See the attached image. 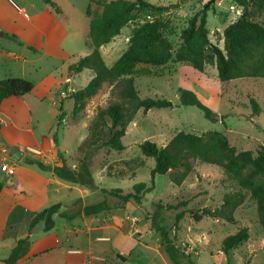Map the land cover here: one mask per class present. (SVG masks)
<instances>
[{"label":"trees","instance_id":"trees-1","mask_svg":"<svg viewBox=\"0 0 264 264\" xmlns=\"http://www.w3.org/2000/svg\"><path fill=\"white\" fill-rule=\"evenodd\" d=\"M43 1L56 6L54 0ZM232 1L242 8V12L223 30L222 49L210 39L207 19L211 7L207 4L195 12L188 19L187 25L180 29V43L175 46L171 34L167 33L171 27L174 28L173 18L166 19L155 15L154 19L138 23L139 16H151L149 13L154 14L159 10L169 12L170 6H161L146 0H89L86 13L90 17L88 43L92 51L79 57L69 68L76 73L86 68L92 69L95 75L84 88L71 93V98L74 99L71 115L76 120L80 119L88 101L107 86L118 90L119 99L98 108L96 115L87 125L89 133L80 145V147L85 145L82 158L74 167L65 160L62 164L53 166L39 160H30L29 163L37 164L42 170L53 171L61 180L94 189L97 185L88 154L100 148L123 150L125 146L122 137L140 109L148 111L151 108L174 107L166 98H141L135 86L136 76L172 73L171 64L180 62L189 64L200 72H204L208 64L216 65L218 77L222 82L242 77L264 78V25L252 18V8L264 13V0ZM55 8L60 11V8ZM127 25H132L127 48L113 65L108 66L100 48L110 43ZM33 88L34 83L28 79L18 77L1 79L0 105L4 99L24 95ZM179 93L182 105L197 106L204 111L206 117H213L211 109L192 90L180 89ZM251 103L254 114H259L261 112L259 103L254 98L251 99ZM55 138L54 134L53 140L57 144ZM140 148L145 156L153 157L155 160V166L151 171V183L150 185L144 182L135 183L131 191H124L121 188L103 189L117 199L118 205L127 202L141 204L143 195L154 189L157 174H168L174 184L181 185L194 171V162L200 160L221 167L231 176L238 189L226 193L222 203L217 207L204 206L199 210H191L192 218L199 221L204 217H211L236 223L235 212L246 201L244 190H247L256 201L258 220L264 228V146H260L256 153L250 150H237L221 132L208 131L196 134L180 131L165 146L145 140L140 144ZM58 155L61 157V152H58ZM140 165L138 164L136 169ZM110 170L111 166L108 165L107 175L112 176ZM134 175L121 171L119 176L127 178ZM1 190L2 183L0 192ZM181 204L185 205L186 202ZM111 208L112 205L104 199L86 205L84 213L95 215ZM162 208L163 204L157 202L150 217L152 227L160 233L161 245L171 263L182 264L185 250L170 237L168 227L163 223ZM56 213L69 218L67 212L61 210V203H56L37 212L31 226L43 221L45 231L52 229L55 225L53 215ZM183 216V212L176 214L174 231L179 229V222ZM249 237V229L243 226L224 239L221 250L228 254ZM27 243V237L17 241L6 260L7 264H15L23 256Z\"/></svg>","mask_w":264,"mask_h":264},{"label":"crops","instance_id":"crops-1","mask_svg":"<svg viewBox=\"0 0 264 264\" xmlns=\"http://www.w3.org/2000/svg\"><path fill=\"white\" fill-rule=\"evenodd\" d=\"M228 1L229 9L233 7L240 15L242 8ZM54 2L59 12L43 0H0V80L18 77L34 83L29 93L8 97L0 105V164L7 162L16 167L12 175L0 169V262L7 264L17 241L27 237L26 251L15 264H156L152 257L143 260V243L152 256H161L165 264H170L151 218L136 223V218L141 221L142 217L129 213L126 206L131 202L86 215L84 208L91 204L93 190L61 180L53 171L29 163L39 160L53 166L65 160L74 167L81 141L89 133L81 137L74 156L67 154L71 149L64 154L60 151L59 126L69 122L67 112L72 121L83 120L71 115L74 99L68 89L76 91L72 85L76 72L69 66L92 51L88 43L90 17L86 13L89 0ZM209 17L210 12L207 26ZM120 36L105 45L116 46ZM176 64H171L172 72ZM94 75V71L89 72L86 82ZM83 125L88 128L85 120ZM13 148L23 152L19 161L10 156ZM56 203H61V210L69 215L63 224V238L54 231L58 213L53 215L55 225L48 231L43 221L31 226L37 212ZM146 236L154 244L147 242Z\"/></svg>","mask_w":264,"mask_h":264},{"label":"rangeland","instance_id":"rangeland-1","mask_svg":"<svg viewBox=\"0 0 264 264\" xmlns=\"http://www.w3.org/2000/svg\"><path fill=\"white\" fill-rule=\"evenodd\" d=\"M146 1L161 6H170V11L159 10L154 14L149 13L151 16H139L138 23L154 19L155 15L166 19L173 18L174 28L171 27L167 33L171 34V40L175 46L180 43V29L185 27L188 19L205 4L211 7L208 22L210 38L222 49L224 38L221 31L239 15L235 13L236 9L232 6H230L231 10L229 9L231 2L228 0ZM252 18L264 25L262 11L252 8ZM131 31L132 25L125 26L116 46L104 45L101 48L102 57L108 66L113 65L127 48L126 37L131 34ZM174 68L171 74L135 77V86L141 98H166L173 103L174 107L151 108L148 111L140 109L122 137L125 146L123 150L100 148L89 154L85 153L86 156L89 155L88 161L97 185L96 188L91 189L93 190L91 203L106 199L112 206L118 205L117 199L103 189L121 188L124 191H131L133 185L138 182L150 185L155 160L142 153L140 144L145 140L165 146L180 131L196 134L218 131L226 135L231 145L237 150H250L256 153L260 146H264L263 77H242L222 82L218 77L217 67L211 64L207 65L204 72L186 63H177ZM89 72L93 70L85 69L83 73L74 74L75 81L72 85L76 90L87 85L86 79ZM155 73L158 74V72ZM180 89H188L196 93L198 98L214 113L213 117H206L204 111L197 106L182 105ZM252 98L259 103L261 108L259 114L253 112ZM118 99V90L107 86L88 101L81 113L83 119L81 122L72 121L67 112L69 122L59 126L60 151L64 154L66 149H71L67 154L74 156V148L83 142H80V139L88 132V128L83 125L84 120L88 125L99 107H105ZM67 101L70 103L72 99ZM244 114L251 117L247 118ZM84 149L85 145H82L75 155L76 161L82 158ZM138 164L141 165L136 169ZM108 165L111 166L112 176L107 175ZM121 171L135 175L125 178L119 176ZM237 189L234 180L221 167L196 160L194 171L181 185L174 184L168 174H157L154 189L143 195L141 204L136 205L131 202L126 207L132 216L142 217L141 221L136 218V223H140L151 217L157 202L163 204V223L168 227L170 237L179 244L186 243L184 249L187 252L185 251L182 264H264V228L259 223L256 201L249 191L244 190L247 196L246 201L235 212L236 223L211 217L196 221L191 216L190 212L193 209L219 206L226 193ZM182 202L186 204L182 205ZM178 212H183L184 216L179 222V229L174 231L175 216ZM56 221L54 231L63 238L62 228L66 219L56 216ZM243 226L249 229V239L225 254L221 250L224 239ZM145 240L154 244L148 236ZM143 244L140 248L144 251L142 257L144 261L147 262L152 257L156 264H165L161 256H152V251ZM163 254L162 256H165ZM169 262L173 264L170 259Z\"/></svg>","mask_w":264,"mask_h":264},{"label":"built area","instance_id":"built-area-1","mask_svg":"<svg viewBox=\"0 0 264 264\" xmlns=\"http://www.w3.org/2000/svg\"><path fill=\"white\" fill-rule=\"evenodd\" d=\"M66 82H70V78H67V79H66ZM68 90H69V92H71V93L75 91L73 88H69ZM66 94H68V92L65 93L64 96H65ZM28 149L31 150V151H35V149H34V148H31V147H28ZM0 169L3 170V171H5L6 173L12 175V174L15 173V169H16V167H15L14 164H9V163H7V162H4V163L0 164ZM181 245H182L183 248L186 247V243H182ZM184 250H185V249H184ZM185 251L187 252V250H185Z\"/></svg>","mask_w":264,"mask_h":264},{"label":"water","instance_id":"water-1","mask_svg":"<svg viewBox=\"0 0 264 264\" xmlns=\"http://www.w3.org/2000/svg\"><path fill=\"white\" fill-rule=\"evenodd\" d=\"M179 4H180V2L178 3V5H179ZM244 116L247 117V118H250V117H251V116H248V115H246V114H244ZM10 156H11V158L14 159L15 161H19V160L22 158V156H23V152L20 151L18 148H13V149L11 150ZM0 264H5V263L0 262Z\"/></svg>","mask_w":264,"mask_h":264}]
</instances>
